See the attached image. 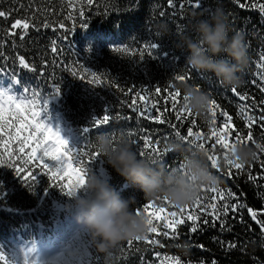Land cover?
<instances>
[{
	"label": "trees",
	"instance_id": "obj_1",
	"mask_svg": "<svg viewBox=\"0 0 264 264\" xmlns=\"http://www.w3.org/2000/svg\"><path fill=\"white\" fill-rule=\"evenodd\" d=\"M241 2L248 3V0ZM199 3L202 7L197 10V0H179L177 7H170L167 0H99L98 3L94 0V7L87 5V0H0V10L10 13L7 19L0 18V52L5 57L0 60L3 66L0 68V90L35 99L36 109L41 111L47 99V110L42 111L41 119L58 130L70 147L78 149L89 141L93 144L97 134L108 133L117 138L126 136L134 142L137 151L142 147L144 134L151 133L163 149L168 140L175 137L173 129L167 123L140 117L133 108L151 109L155 104V109H151L153 115H161L178 124L181 130L186 129L189 124L178 122L171 112L166 88L174 85L177 90L179 81L174 78L186 74L190 77L187 83L207 91L221 106L217 111H226L233 118L232 126L243 130L246 116L254 115L259 120L264 112V92L261 91L264 67H260V56L264 54V21L257 11L240 9L233 0H199ZM217 7L223 8L228 16L232 28L229 35L242 32L248 49L249 64L243 73L244 83L236 88V92L225 87L214 74L191 69L185 60L189 54L187 49L178 47L183 35L197 38L191 28L193 14L197 19H207ZM81 9L85 13L83 16H79ZM161 11L166 13L165 18L159 15ZM28 16L35 17L39 31L30 27L23 40L20 29L15 30V36L8 35L16 19ZM159 20L169 24L170 35L161 38L154 31L153 26ZM65 21L64 27L59 28ZM45 22L51 27L44 28ZM181 28L183 31H179ZM151 43L157 47L145 51V45ZM53 46L57 49L55 53ZM115 48L126 51H113ZM19 56L25 57L29 68L19 65ZM92 72L100 77L99 81L90 83ZM56 87L59 93L55 92ZM158 88L162 91L157 92ZM34 93L39 95L34 97ZM136 93H140L139 98ZM239 94L248 99L241 101ZM177 103L183 107L182 99ZM165 108L169 110L165 112ZM105 114L130 118L110 119L107 125L101 126L106 130L97 132L92 123ZM191 119L207 136L223 118L217 116V124H212L209 110L205 116L193 115ZM262 127L264 125L253 126L257 143H264ZM85 129L89 131L86 133ZM210 142L204 140L206 145ZM248 144L254 146L251 142ZM212 151L220 157L221 170L212 169L222 180L218 190L225 191L226 199L227 190L240 194L243 202L259 211L260 218L264 219V179H261L264 154L258 149L257 159L246 165V171H252L257 178L256 182L250 183L245 174L235 178L222 175L225 150L215 146ZM83 160L91 173L108 181L122 197L134 196L136 208L153 201L145 199L138 188L129 185L102 156L92 163L89 157ZM162 161L166 163L154 164L162 163L172 168L178 161H183V157L169 151ZM20 163L23 164V160ZM26 167L35 173L34 181L26 183L23 174L17 175L14 168L0 166V252L5 254L8 264H24L26 256L29 264L37 259L40 264H172V257L190 264L201 261L207 264L213 261L217 264L264 262V234L246 210L241 213L243 222L239 216L229 214L231 231H222L219 222L213 227L209 216V224H204L197 233H190L191 222L188 221L179 226L175 237L171 230H167L169 237L147 234L159 244L133 240L131 245L124 247L129 240L123 241L106 261L77 224L74 198L62 192L58 185L54 186L56 182L50 179L46 170L35 165ZM64 182L67 183L68 178ZM83 195V189L78 190V196ZM209 197H216L209 202L221 203L218 192L211 189L204 190L200 196L202 199ZM156 203L166 210L161 215L178 211L172 204ZM157 223L161 231H165L162 222ZM231 242L236 243L235 249L224 246Z\"/></svg>",
	"mask_w": 264,
	"mask_h": 264
},
{
	"label": "snow or ice",
	"instance_id": "obj_2",
	"mask_svg": "<svg viewBox=\"0 0 264 264\" xmlns=\"http://www.w3.org/2000/svg\"><path fill=\"white\" fill-rule=\"evenodd\" d=\"M96 3L99 0H95ZM187 2V0H186ZM240 9H250L257 11L261 20L264 21V2L261 0H248V3H242L241 0H233ZM167 4L170 7H177L179 0H167ZM87 5H93L94 0H87ZM202 7V4L197 0V10ZM85 15L83 9L80 10L79 16ZM161 18H165L166 13L161 11L159 13ZM10 13L0 10V18L7 19ZM71 19V16H69ZM65 22L59 24V28L64 27ZM44 28L51 27L48 23H43ZM39 28L36 26V19L34 16H28L24 19H16L10 26L8 35L15 36L16 29L21 30L20 39L23 40L24 35L27 34L29 28ZM183 31V29H179ZM157 45L155 43L145 45V51L147 49H155ZM52 51H57L53 46ZM113 51H126V49L115 48ZM149 55L151 53H148ZM141 57L144 55V51L140 53ZM5 59L2 52H0V60ZM260 60L262 64L260 67H264V54H261ZM19 65L23 68H29V63L26 62L24 56L18 57ZM3 66L0 65V68ZM32 70V69H30ZM14 75V74H13ZM93 81H99L100 77L95 72L91 73ZM83 79V77H81ZM190 77L186 74H178L174 80L187 82ZM15 82H20L18 79H13ZM113 86L118 87L115 81L110 82ZM167 95L171 104V112L175 116L178 122H187L189 126L186 129L181 130L178 124H173L170 120L163 118L161 115H153L151 109H155L156 105L153 104L151 109L149 108H133L134 112H137L140 117L145 119L154 120L157 123H167L174 131L176 138L180 139L186 145L190 147L203 149L208 152L209 166L217 171H220V157L215 154L212 149L215 146H219L221 150H225L223 156L224 170L222 175L228 178H235L237 175L245 174L247 180L250 183L256 182V176L252 171H246V165H241L228 159L227 152L229 150H235V147L239 145H248L251 142L255 147L260 150L261 154H264V143H257L253 135V126L264 125V112L260 114L259 120L254 115H248L245 118V129L241 130L232 126L233 118L226 111H217L220 109V105L215 100L211 99L210 111L213 117L211 123L217 124V116L223 118L220 124L210 130V134L207 136L202 130L198 129V126L194 123L191 117L195 114L186 107H180L177 103L178 100H186L187 97H183L179 90L174 88V85L166 86ZM124 91L123 89H120ZM199 90V88H197ZM157 92L162 89H156ZM231 91L236 92V88H232ZM261 91L264 92V86ZM27 93L28 89H24ZM55 92L59 93V88H55ZM39 94L34 93L36 97ZM139 98L140 93H136ZM241 101L248 99L244 94H239ZM44 107L42 111L47 110L48 100H44ZM264 106V104H262ZM169 109L165 108V112ZM41 110L36 109V100L29 99L26 95H20L17 97L15 94H11L8 91L0 90V166L7 165L10 168H14L17 175L23 174V179L26 183L34 181L36 175L29 167L35 165L37 168L46 170V174L50 175V179L56 182L60 190L66 195L72 197L79 189H81L86 183V175L89 171L84 166V157L90 158V163L101 157V154L94 149L91 141L86 143L80 148L70 147L66 139H64L58 130H54L50 125H46L45 121L41 119ZM243 111V109H242ZM252 111L255 112V106H252ZM130 117H112L109 114H105L102 119H95L92 123L93 128L97 132L105 131L106 129L101 126L107 125L110 119H129ZM89 130L85 129L87 133ZM262 134H264V127L261 128ZM113 140H117V137L112 136ZM151 133H145L142 140V147L137 150V153L141 157L149 159L152 163L165 162L162 158L167 155L169 150L165 147L161 149L159 147V141L155 140ZM264 138V137H262ZM167 139V138H165ZM211 141L207 145L204 140ZM155 157V159L153 158ZM257 159V158H256ZM255 159V160H256ZM23 160V164L20 161ZM254 160V161H255ZM50 161L51 163H49ZM75 165V166H74ZM261 166L264 167V159L261 160ZM177 169H183V161H178ZM65 178H68V182L65 183ZM264 179V176L261 177ZM30 184V183H29ZM212 192H218V198L221 203L209 202L216 199V197L200 198L198 197L192 206H185L175 208L178 211H168L166 215H161L166 212L163 206H157V201H148L143 203L142 207L137 208V214L143 212L149 217L148 223L150 225L148 234H155L156 236L163 235L169 237L170 233L167 230H171V235L175 237L179 226L191 222L189 225L190 233H197L202 229L204 224H209L207 217H212V226L215 227L216 223H220L221 230L231 231V227L228 224L229 214L237 215L240 218V222H243L242 211L246 210L251 219L261 228L262 234H264V219H261V213L254 210L251 206L243 202V197L231 190H227V199L225 197L224 190H218L216 188L211 189ZM161 205L170 204L167 199L159 200ZM232 201V202H229ZM157 222H162V227L165 231H161V227ZM135 241H143L149 245L159 244V241L150 235H146L143 239L136 238ZM133 240L126 242L124 247L131 245ZM227 248L235 249L237 247L235 242L224 245ZM200 248H204L203 245H199ZM172 264H190V262H183L178 257H172ZM0 264H8L7 258L3 252H0ZM24 264H29L27 256L25 257ZM31 264H40L39 259L32 261ZM200 264H207L205 261H201ZM212 264H217L213 261ZM257 264H264V262L257 261Z\"/></svg>",
	"mask_w": 264,
	"mask_h": 264
},
{
	"label": "clouds",
	"instance_id": "obj_3",
	"mask_svg": "<svg viewBox=\"0 0 264 264\" xmlns=\"http://www.w3.org/2000/svg\"><path fill=\"white\" fill-rule=\"evenodd\" d=\"M192 30L197 38L183 35L178 47L189 53L186 64L197 72H210L225 87L239 88L243 85V73L249 64V55L242 32H232L228 16L217 7L207 19H197L193 14ZM154 31L162 38L171 34L169 24L159 20ZM223 54V55H222ZM183 97L182 106L197 116H205L210 109L211 97L207 91L179 81L176 85ZM93 146L107 164L131 186L138 188L147 200L167 199L177 208L195 203L202 192L218 189L222 183L208 163V152L190 147L174 137L165 147L183 157L184 168H169L154 164L138 155L134 142L126 136L117 140L108 133L94 137ZM258 148L252 145H237L229 150L228 159L241 165L251 164L257 158ZM85 195L72 197L75 200V220L89 236L98 254L107 261L121 242L143 239L149 232V217L137 214L136 198H124L108 181L90 171L81 188ZM80 190V189H79Z\"/></svg>",
	"mask_w": 264,
	"mask_h": 264
}]
</instances>
